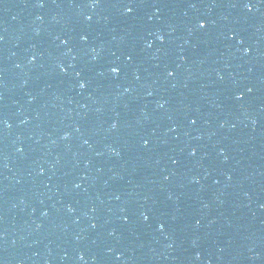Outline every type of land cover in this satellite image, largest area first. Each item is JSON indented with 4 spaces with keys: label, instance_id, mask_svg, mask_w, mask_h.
Returning a JSON list of instances; mask_svg holds the SVG:
<instances>
[{
    "label": "water",
    "instance_id": "1",
    "mask_svg": "<svg viewBox=\"0 0 264 264\" xmlns=\"http://www.w3.org/2000/svg\"><path fill=\"white\" fill-rule=\"evenodd\" d=\"M185 7L0 0V264H190Z\"/></svg>",
    "mask_w": 264,
    "mask_h": 264
},
{
    "label": "snow or ice",
    "instance_id": "2",
    "mask_svg": "<svg viewBox=\"0 0 264 264\" xmlns=\"http://www.w3.org/2000/svg\"><path fill=\"white\" fill-rule=\"evenodd\" d=\"M244 6L247 7V8H251V7H252V4H251L250 2H247V3H245ZM127 11L131 12L132 9L129 7V8L127 9ZM204 26H205V22L201 21V22H200V27H204ZM161 39H162V37H161ZM112 71H113V72H117V71H119V69H117V68H113ZM80 86H81V87H84V84L81 83Z\"/></svg>",
    "mask_w": 264,
    "mask_h": 264
}]
</instances>
